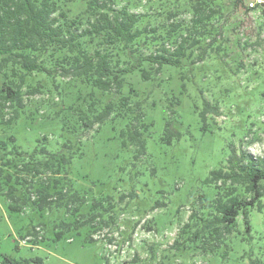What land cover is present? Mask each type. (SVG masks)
I'll use <instances>...</instances> for the list:
<instances>
[{
  "label": "rangeland",
  "instance_id": "1",
  "mask_svg": "<svg viewBox=\"0 0 264 264\" xmlns=\"http://www.w3.org/2000/svg\"><path fill=\"white\" fill-rule=\"evenodd\" d=\"M114 1L123 6L131 0ZM136 1L132 11L154 15L157 0ZM249 1L234 6L233 0H224L227 8L219 23L226 26V34L217 37L202 60L197 57L201 50L194 49L179 66L163 65L147 80L139 70L129 75L128 83L137 93L133 99L140 102L148 126L143 156L134 146H122L121 120L77 133L81 154L70 165L74 188L92 201L112 196L117 226L94 234V242H87L81 231L59 240L48 234L34 244L25 236L38 215L10 212L0 198V258L28 264H264V197L261 212L249 211V227L239 215L234 231L213 253L194 246L177 252L173 246L198 201L215 199L216 189L207 179L232 150L264 157V4L247 11ZM83 9L74 3L64 6L69 19ZM76 91L65 82L49 94L24 91L18 118L5 123L14 115L8 105L4 120L0 115V141L12 138L24 152L39 144L51 152L61 150L62 122L54 115L66 110ZM206 102L217 106L218 115H207L202 122ZM122 194L126 197L119 200Z\"/></svg>",
  "mask_w": 264,
  "mask_h": 264
},
{
  "label": "trees",
  "instance_id": "2",
  "mask_svg": "<svg viewBox=\"0 0 264 264\" xmlns=\"http://www.w3.org/2000/svg\"><path fill=\"white\" fill-rule=\"evenodd\" d=\"M243 1L233 0L234 6ZM67 3L83 5L84 9L69 19L64 10ZM138 3L131 0L118 6L114 0H0L2 119L7 105L14 108V115L5 123L18 118L24 91L32 96L49 94L60 82L77 90L66 110L54 115L62 122L61 150L51 152L39 144L24 152L12 138L0 141V198L10 212L38 215V222L30 225L25 236L33 238L30 242L34 244L48 234L59 240L81 231L86 232L87 242H94V234L117 226L112 196L92 201L74 188L70 165L73 157L81 154L77 133L83 135L107 120H121L122 146H134L137 155L143 156V135L148 126L140 102L133 99L137 93L128 83L129 75L139 70L147 80L163 65L179 66L194 49L201 50L197 57L202 60L208 47L226 34V26L219 23L227 8L224 0H157L153 2L154 15L132 11ZM245 8L256 9H249L247 3ZM216 50H220L219 44ZM205 105L200 112L202 122L207 115H218L217 106ZM170 125L168 122L167 129ZM173 134L179 138L178 133ZM72 137H76L75 142ZM170 139L171 135L167 141ZM231 153L207 179L216 189L215 199L199 200L179 229V239L173 244L177 252L194 246L203 253H213L234 231L239 215L248 228L250 209L262 211L264 157H252L244 151ZM125 197L122 194L119 200ZM0 264L28 262L0 258Z\"/></svg>",
  "mask_w": 264,
  "mask_h": 264
},
{
  "label": "built area",
  "instance_id": "3",
  "mask_svg": "<svg viewBox=\"0 0 264 264\" xmlns=\"http://www.w3.org/2000/svg\"><path fill=\"white\" fill-rule=\"evenodd\" d=\"M264 1L262 0H250L248 3H247V6L249 9H255L257 5L259 4H263Z\"/></svg>",
  "mask_w": 264,
  "mask_h": 264
}]
</instances>
